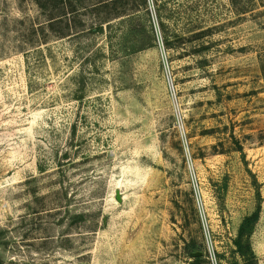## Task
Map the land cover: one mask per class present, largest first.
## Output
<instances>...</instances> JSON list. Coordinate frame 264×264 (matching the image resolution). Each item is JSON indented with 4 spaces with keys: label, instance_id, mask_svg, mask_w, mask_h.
Masks as SVG:
<instances>
[{
    "label": "rangeland",
    "instance_id": "1",
    "mask_svg": "<svg viewBox=\"0 0 264 264\" xmlns=\"http://www.w3.org/2000/svg\"><path fill=\"white\" fill-rule=\"evenodd\" d=\"M258 206L264 264V0H0V264H242Z\"/></svg>",
    "mask_w": 264,
    "mask_h": 264
},
{
    "label": "trees",
    "instance_id": "2",
    "mask_svg": "<svg viewBox=\"0 0 264 264\" xmlns=\"http://www.w3.org/2000/svg\"><path fill=\"white\" fill-rule=\"evenodd\" d=\"M259 208L260 206L257 207V210L254 213L243 218L238 229L237 237L233 242L234 247L236 248V253L242 258V264H255V257L250 248L249 237L253 226L258 220ZM201 260L200 257H196L193 263H199Z\"/></svg>",
    "mask_w": 264,
    "mask_h": 264
},
{
    "label": "water",
    "instance_id": "3",
    "mask_svg": "<svg viewBox=\"0 0 264 264\" xmlns=\"http://www.w3.org/2000/svg\"><path fill=\"white\" fill-rule=\"evenodd\" d=\"M116 200H117V201H120V198H119L118 195H116ZM190 256H191V257H194V258H196V257H200V256H201V253H191Z\"/></svg>",
    "mask_w": 264,
    "mask_h": 264
}]
</instances>
